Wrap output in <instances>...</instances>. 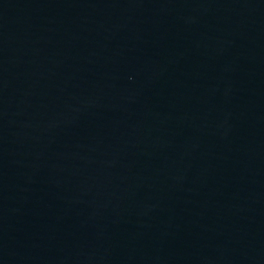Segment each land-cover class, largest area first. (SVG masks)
I'll list each match as a JSON object with an SVG mask.
<instances>
[{
  "label": "water",
  "instance_id": "1",
  "mask_svg": "<svg viewBox=\"0 0 264 264\" xmlns=\"http://www.w3.org/2000/svg\"><path fill=\"white\" fill-rule=\"evenodd\" d=\"M0 264H264V0H0Z\"/></svg>",
  "mask_w": 264,
  "mask_h": 264
}]
</instances>
